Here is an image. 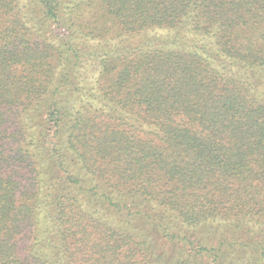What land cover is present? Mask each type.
Here are the masks:
<instances>
[{"label":"trees","instance_id":"obj_1","mask_svg":"<svg viewBox=\"0 0 264 264\" xmlns=\"http://www.w3.org/2000/svg\"><path fill=\"white\" fill-rule=\"evenodd\" d=\"M0 264H264V0H0Z\"/></svg>","mask_w":264,"mask_h":264},{"label":"rangeland","instance_id":"obj_2","mask_svg":"<svg viewBox=\"0 0 264 264\" xmlns=\"http://www.w3.org/2000/svg\"><path fill=\"white\" fill-rule=\"evenodd\" d=\"M76 28L77 27H75V26L73 28H70L68 26L56 27V26L53 25L48 31H45L44 33H45V36L49 35L57 43L64 44L63 43L64 41H67V42L70 41L69 43L72 44V47L74 49H77L79 51L89 50V47H90L91 44H93V42L89 38L85 39L84 35L81 36L80 39L76 38L77 34L74 32V30ZM86 32H87V30H84V34ZM40 147L42 149L38 150V152H37L38 155H40V153H41V155L43 156V154L47 155L49 153V143L48 142H46L45 144H42V146H40ZM41 159L43 160L44 157H40L39 156V162H41ZM44 171H45V169L43 168V172Z\"/></svg>","mask_w":264,"mask_h":264}]
</instances>
